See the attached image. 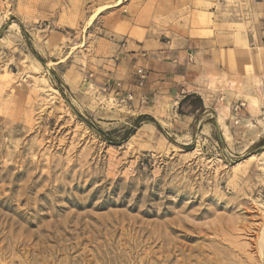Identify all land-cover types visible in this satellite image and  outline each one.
<instances>
[{"label": "rangeland", "instance_id": "374dc122", "mask_svg": "<svg viewBox=\"0 0 264 264\" xmlns=\"http://www.w3.org/2000/svg\"><path fill=\"white\" fill-rule=\"evenodd\" d=\"M117 1L0 0V264H264V55L213 89L191 46L223 38L230 71L264 45V0ZM129 19L200 96L126 63Z\"/></svg>", "mask_w": 264, "mask_h": 264}, {"label": "crops", "instance_id": "0c3cea01", "mask_svg": "<svg viewBox=\"0 0 264 264\" xmlns=\"http://www.w3.org/2000/svg\"><path fill=\"white\" fill-rule=\"evenodd\" d=\"M126 5L123 6V8ZM118 11V10H117ZM117 28H120L118 31H114V38L116 40H124L125 42L119 47L120 53L125 56L126 63L130 60H137L138 62L134 63L135 65H140L141 62H147V69L145 72H148V81L150 87H153L154 90L158 88H163V84L167 86V82L176 81L179 84L188 86L192 88V90L187 92H181L185 95H196L200 96V91H204L206 83L204 81L200 82L199 76L195 75V79L192 80L190 78V82H186L185 79H188V72L186 78L184 79L185 73L183 71L184 66L180 63V58L182 57V53H178L177 56H174V53H171V56H168L171 59V62L165 61V55L170 54L165 50V44L161 43L157 40V37L151 35L148 29L139 28L136 25V22L132 19L129 20H121L118 22ZM261 39V38H260ZM260 39L255 42V48L248 49L243 55H235L233 56L231 63V70L229 68L226 70L225 68L220 69V64L223 65L221 60V52L224 51H232L233 47H221L220 43L223 41V38L216 36H205L203 38H199L198 40H193L191 46H195L196 50L194 51V57L204 59L205 56L207 58V66L203 67L204 76L210 73H214L216 75H211L213 82L211 80H207V83H211V87L213 89H218L222 85L225 84L228 80L235 79L237 84L242 82L245 78L243 77V68L250 67L253 75L260 71V67L262 65L261 56L264 55V45L262 46L260 43ZM145 53V57L143 58ZM124 60V59H123ZM235 72H240L237 75H234ZM163 82V83H160ZM174 83V82H173ZM185 97V96H184ZM182 97V98H184ZM181 98V99H182ZM204 107L206 108L205 104Z\"/></svg>", "mask_w": 264, "mask_h": 264}, {"label": "bare ground", "instance_id": "6f19581e", "mask_svg": "<svg viewBox=\"0 0 264 264\" xmlns=\"http://www.w3.org/2000/svg\"><path fill=\"white\" fill-rule=\"evenodd\" d=\"M121 4V0H118L117 2H116V5L115 6H119ZM104 8L105 7H102V9H100L98 12H96V13H94L93 15H92V17H91V20L99 13V12H101L102 10H104ZM90 20V21H91ZM89 21V22H90ZM89 24V23H88ZM255 83V82H254ZM259 84V83H258ZM210 85H211V83H210ZM227 88H228V92L231 94V95H233L234 97H241V98H243L246 102H247V104L249 105V107H251V108H256V107H258V105H259V103H258V100L257 99H255L254 97H252V96H250V95H248V94H243V93H241L239 90H234V88H233V85L232 84H230V85H228L227 86ZM257 109V108H256Z\"/></svg>", "mask_w": 264, "mask_h": 264}, {"label": "built area", "instance_id": "2783aa9c", "mask_svg": "<svg viewBox=\"0 0 264 264\" xmlns=\"http://www.w3.org/2000/svg\"><path fill=\"white\" fill-rule=\"evenodd\" d=\"M140 79L143 80V79H144V76L141 75V76H140ZM115 85H116V87H120V83H116ZM133 99H134L133 95H132L131 93H128V94L124 97V99H123L122 102H124V101H126V102H132ZM144 102H145V100H144L143 98L140 99V103H141V104H144ZM242 107H243V104L238 102L237 106L234 107L233 112H234L235 114L240 113Z\"/></svg>", "mask_w": 264, "mask_h": 264}, {"label": "trees", "instance_id": "16d2710c", "mask_svg": "<svg viewBox=\"0 0 264 264\" xmlns=\"http://www.w3.org/2000/svg\"><path fill=\"white\" fill-rule=\"evenodd\" d=\"M190 97H194V96L193 95L192 96H186L183 100L180 101L179 106H181L184 103V101L188 100ZM197 99H198V102L201 103V100L199 98H197Z\"/></svg>", "mask_w": 264, "mask_h": 264}]
</instances>
